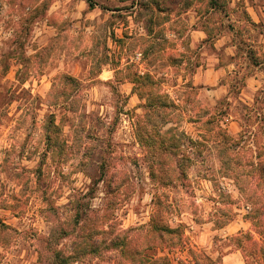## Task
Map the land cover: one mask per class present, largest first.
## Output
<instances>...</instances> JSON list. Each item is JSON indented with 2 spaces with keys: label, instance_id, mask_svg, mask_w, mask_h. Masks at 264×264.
I'll list each match as a JSON object with an SVG mask.
<instances>
[{
  "label": "clouds",
  "instance_id": "9594fccd",
  "mask_svg": "<svg viewBox=\"0 0 264 264\" xmlns=\"http://www.w3.org/2000/svg\"><path fill=\"white\" fill-rule=\"evenodd\" d=\"M0 264H264V0H0Z\"/></svg>",
  "mask_w": 264,
  "mask_h": 264
}]
</instances>
